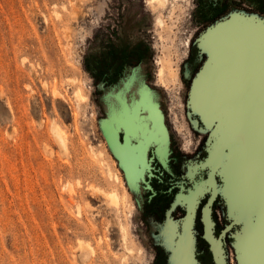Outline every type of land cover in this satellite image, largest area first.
Returning <instances> with one entry per match:
<instances>
[{
    "label": "rangeland",
    "instance_id": "rangeland-1",
    "mask_svg": "<svg viewBox=\"0 0 264 264\" xmlns=\"http://www.w3.org/2000/svg\"><path fill=\"white\" fill-rule=\"evenodd\" d=\"M161 2L0 0V264H157L156 245L171 264L165 242L181 235L185 212L170 208L148 227L112 139L133 119L152 118L182 154L193 158L202 139L207 150V129L187 115L204 59L195 39L233 11L264 16V0ZM212 219L217 234L226 215L216 208ZM194 227L196 259L213 264Z\"/></svg>",
    "mask_w": 264,
    "mask_h": 264
},
{
    "label": "water",
    "instance_id": "water-1",
    "mask_svg": "<svg viewBox=\"0 0 264 264\" xmlns=\"http://www.w3.org/2000/svg\"><path fill=\"white\" fill-rule=\"evenodd\" d=\"M195 43L204 59L190 82L187 115L195 116L193 126L200 120L207 129L211 170L187 195L181 235L165 242L169 262L199 264L194 226L198 204L209 193L200 219L212 263L228 264L229 237L236 264H264V16L233 11L202 30ZM217 173L224 179L227 223L215 234Z\"/></svg>",
    "mask_w": 264,
    "mask_h": 264
},
{
    "label": "flooded vegetation",
    "instance_id": "flooded-vegetation-1",
    "mask_svg": "<svg viewBox=\"0 0 264 264\" xmlns=\"http://www.w3.org/2000/svg\"><path fill=\"white\" fill-rule=\"evenodd\" d=\"M131 113L136 114V112ZM137 123V118H135L131 121V126L120 129L118 137L113 138L112 143L119 152L118 158L123 176L140 201L147 226H156L163 222L170 208L174 216L180 217L184 214L185 195L196 185L202 183L200 179L202 172L204 178L209 175L211 170L207 162L209 152L205 150L203 145L205 142L202 139L195 145L194 152L191 151L194 156L190 158L179 151L183 149V146L173 136V132H168V137H166L164 129L158 127L152 118L146 121L147 124L144 122L143 126H138ZM199 149L205 151L202 160L200 159L201 150L199 154H196ZM204 163L207 167L202 170ZM194 173H196L195 179L192 180ZM215 180L217 195L211 206L212 214L216 208L226 213L227 205L223 195L224 179L217 173ZM208 195L209 193L205 195L197 208L195 226L196 228L200 226L201 230V208ZM198 238L202 240V234ZM153 258L157 264H164L166 261L167 254L161 245L155 246Z\"/></svg>",
    "mask_w": 264,
    "mask_h": 264
},
{
    "label": "bare ground",
    "instance_id": "bare-ground-1",
    "mask_svg": "<svg viewBox=\"0 0 264 264\" xmlns=\"http://www.w3.org/2000/svg\"><path fill=\"white\" fill-rule=\"evenodd\" d=\"M158 1V0H157ZM162 0H159V2H161ZM161 4H162V2H161ZM160 21H162V20H160ZM160 75L161 76H163V75H165L164 74V70L163 69H161V71H160ZM162 80H164V79H162ZM76 95H77V98H82L83 96H85V95H83V93H82V91L81 90H78L77 91V93H76ZM53 127H54V132H55V134H56V136H57V138H58V140L60 141V143L61 144H64V135H63V132H62V130H61V128H59L58 126H54L53 125ZM100 153L102 152V151H99ZM98 152V153H99ZM99 153V155H102V156H104L103 154H100ZM103 159V158H102ZM106 160V159H105ZM104 161V160H103ZM106 163L108 162V161H105ZM110 163H108V165H109ZM107 165V166H108ZM110 167V166H109ZM207 166L206 165H204V168H206ZM107 171H109L110 172V176H112L111 174H112V169H111V167L109 168V170H107ZM121 178V177H120ZM108 193V192H107ZM110 194V196L112 197V200H114V201H116L117 202V200L119 199V192L117 191H111V192H109ZM109 196V197H110ZM110 197V198H111ZM116 202H113V204L114 203H116ZM123 229H124V227H123ZM126 230V229H125ZM124 232V231H123ZM124 234V233H123ZM124 237H126V235L124 236ZM227 262H228V264H235L234 262H232V259L229 257L228 258V256H227Z\"/></svg>",
    "mask_w": 264,
    "mask_h": 264
}]
</instances>
